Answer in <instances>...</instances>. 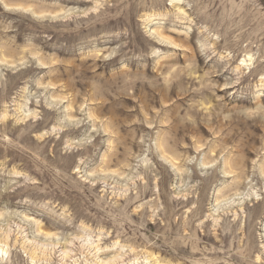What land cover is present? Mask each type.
Returning a JSON list of instances; mask_svg holds the SVG:
<instances>
[{
    "label": "clouds",
    "instance_id": "clouds-1",
    "mask_svg": "<svg viewBox=\"0 0 264 264\" xmlns=\"http://www.w3.org/2000/svg\"><path fill=\"white\" fill-rule=\"evenodd\" d=\"M0 0V264H264V0Z\"/></svg>",
    "mask_w": 264,
    "mask_h": 264
},
{
    "label": "rangeland",
    "instance_id": "rangeland-1",
    "mask_svg": "<svg viewBox=\"0 0 264 264\" xmlns=\"http://www.w3.org/2000/svg\"><path fill=\"white\" fill-rule=\"evenodd\" d=\"M12 7H13L12 12H6L4 14L9 16L19 17L27 12L29 5L25 3V0H13ZM0 11H2V9H0Z\"/></svg>",
    "mask_w": 264,
    "mask_h": 264
}]
</instances>
